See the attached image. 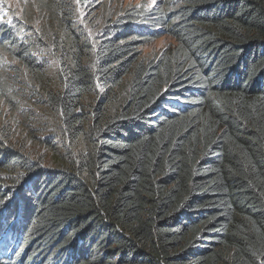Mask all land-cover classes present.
<instances>
[{
    "label": "trees",
    "instance_id": "obj_1",
    "mask_svg": "<svg viewBox=\"0 0 264 264\" xmlns=\"http://www.w3.org/2000/svg\"><path fill=\"white\" fill-rule=\"evenodd\" d=\"M54 2L33 30L0 0L15 264H264V0H158L90 29ZM163 32L170 47L140 59ZM18 114L62 165L15 138Z\"/></svg>",
    "mask_w": 264,
    "mask_h": 264
},
{
    "label": "rangeland",
    "instance_id": "obj_2",
    "mask_svg": "<svg viewBox=\"0 0 264 264\" xmlns=\"http://www.w3.org/2000/svg\"><path fill=\"white\" fill-rule=\"evenodd\" d=\"M158 0H67L71 5L72 11L75 13L76 20L80 24H84L87 29H90L92 23L99 24L98 28L102 27L107 20H110L112 17L124 15L127 11L139 10V8L146 7L148 9L154 8L157 6ZM10 13L13 14L12 17H17L22 20L25 25H29L33 30L38 29L40 25L51 27L52 21L49 19L52 16H57L54 9L57 8V4L54 0H6ZM3 16L7 15L6 12L2 13ZM8 16V15H7ZM1 18V16H0ZM93 32L92 30H90ZM97 34V33H95ZM173 39L167 35L166 32L161 33V36L155 40L145 43L143 46L139 47L138 50L141 52L140 59L149 62L156 59L161 53L164 52L170 45L173 43ZM137 46V44L135 45ZM5 63H10L9 58H3ZM16 62V61H15ZM12 63H14L12 61ZM3 72L0 70V74ZM99 93H103L102 88H97ZM4 110V109H2ZM13 115L8 116L9 119L13 122L15 128V138L21 139L27 150H30L34 160H44L45 166L50 168H57L62 165V162H57L56 157L65 155L63 153V148L58 146L57 152H51L47 148L38 146L33 141L31 134L36 135L38 132H29L25 129L22 123H25L26 115ZM3 117V114L0 113V119ZM42 119L49 121L46 115L42 116ZM6 125L10 124V121L7 118H4ZM21 126H18V124ZM59 124L58 121L55 124ZM60 125V124H59ZM51 133L54 134L52 129ZM49 132V131H48ZM41 135V132L39 131ZM47 134V132H44ZM38 138V137H36ZM53 154V155H52ZM2 237V234H1Z\"/></svg>",
    "mask_w": 264,
    "mask_h": 264
},
{
    "label": "bare ground",
    "instance_id": "obj_3",
    "mask_svg": "<svg viewBox=\"0 0 264 264\" xmlns=\"http://www.w3.org/2000/svg\"><path fill=\"white\" fill-rule=\"evenodd\" d=\"M2 238H3V236L1 237V234H0V242L2 241Z\"/></svg>",
    "mask_w": 264,
    "mask_h": 264
},
{
    "label": "clouds",
    "instance_id": "obj_4",
    "mask_svg": "<svg viewBox=\"0 0 264 264\" xmlns=\"http://www.w3.org/2000/svg\"><path fill=\"white\" fill-rule=\"evenodd\" d=\"M11 264H14L13 262H10Z\"/></svg>",
    "mask_w": 264,
    "mask_h": 264
}]
</instances>
